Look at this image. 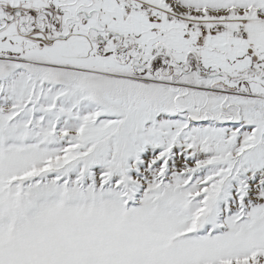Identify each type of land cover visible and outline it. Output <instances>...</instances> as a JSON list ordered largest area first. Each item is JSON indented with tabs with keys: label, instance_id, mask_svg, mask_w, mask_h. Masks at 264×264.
<instances>
[{
	"label": "snow or ice",
	"instance_id": "obj_1",
	"mask_svg": "<svg viewBox=\"0 0 264 264\" xmlns=\"http://www.w3.org/2000/svg\"><path fill=\"white\" fill-rule=\"evenodd\" d=\"M0 264H264V0H0Z\"/></svg>",
	"mask_w": 264,
	"mask_h": 264
}]
</instances>
